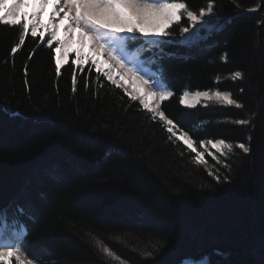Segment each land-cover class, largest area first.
<instances>
[{
    "label": "trees",
    "instance_id": "1",
    "mask_svg": "<svg viewBox=\"0 0 264 264\" xmlns=\"http://www.w3.org/2000/svg\"><path fill=\"white\" fill-rule=\"evenodd\" d=\"M185 2L198 10L208 0ZM260 3L239 0L241 9ZM215 11L212 22L231 18L223 31L191 49L165 45L183 55L161 61L174 92L162 109L198 140L249 143L251 137V152L236 149L228 160L231 171L220 169L229 183H217L194 165L184 145L170 141L162 125L94 65L82 71L69 61L57 77L55 42L50 49L48 38L29 35L13 57L18 29L0 25V109L7 110H0V209L8 208L11 216L16 204L31 206L32 219H21L31 252L46 264H119L93 237L124 264H182L205 254L212 264L264 261V7L241 12L230 0H216ZM171 31V39L179 40V26ZM225 53L227 61L220 59ZM235 70H242L244 79L226 78ZM217 85L233 92L244 108L179 104L184 90H217ZM253 113L251 126L226 122ZM200 121L205 127L197 131ZM206 159L210 168L216 164L209 155ZM52 162L60 166L57 179L42 174ZM216 249L226 257H217ZM145 251L153 257L145 258Z\"/></svg>",
    "mask_w": 264,
    "mask_h": 264
},
{
    "label": "snow or ice",
    "instance_id": "2",
    "mask_svg": "<svg viewBox=\"0 0 264 264\" xmlns=\"http://www.w3.org/2000/svg\"><path fill=\"white\" fill-rule=\"evenodd\" d=\"M230 2L241 12H256L264 7V0L247 9H241L239 0H230ZM49 4L52 5V11L49 13L47 23L42 24L43 14ZM25 7H30L31 12H23L22 9ZM215 8L216 0H208L206 5L198 10L191 9L185 0H0V25L18 29L17 39L10 50V55L13 57L25 45L26 37L29 35L35 39L39 34L40 40L47 35L46 43L50 49L55 42L57 77L61 75L62 64L68 62L71 51L76 52L73 64L83 66L91 62L96 66L97 73L102 74L112 85L121 89L129 101H139L142 109L150 115V119L162 125L170 141L182 143L191 154V162L194 165L203 167L217 183H229L230 176L222 175L220 169L222 167L227 172L231 171L228 160L235 154L236 149L244 154L251 152V137L248 138L249 143L229 142L227 138L198 140L194 138L195 133L181 127L178 119L169 118L162 109V103L173 97L174 92L165 82L161 61L166 57L183 55L166 51L165 45L175 43L191 49L206 42L214 32L223 31L226 24L231 22V18L223 23L219 19L212 22L210 18L217 15ZM184 19L187 21L186 25L182 24ZM61 25H64L63 39L57 37ZM174 25L179 26V40L171 39L175 36L171 31ZM41 28L44 30L41 31ZM72 43H78L79 48L72 49ZM133 45H136L134 51ZM204 46L211 47L207 44ZM34 52L35 49L29 54V60L32 59ZM145 53L149 55L145 57ZM105 54L107 59L103 63L111 62L107 71L99 62V58ZM220 59L227 61L228 54H223ZM146 64L149 67L146 68ZM115 69L122 70V74L115 72ZM81 70L83 71V68ZM25 75H27V64ZM244 75L242 70H235L226 78L237 81L244 79ZM117 76L119 78H116ZM216 80L220 81L221 76L218 75ZM25 83L27 84V80ZM71 84L75 93L78 84L75 73L72 75ZM88 86L86 82L85 88ZM216 88L217 90L194 92L184 90L179 96V104L192 108L202 104L205 107L221 105L244 108L243 103L238 101L233 92L220 90L219 85ZM10 115L14 117L17 113L11 112ZM254 116L255 113L248 118L226 122L251 126ZM195 127L199 131L205 127V122L200 121ZM209 148L214 151H209ZM208 155L216 162L211 168L206 159ZM42 174L51 179L59 178V164L50 163L42 170ZM9 207L13 206L9 205ZM21 217L32 219L30 205L25 207L16 204L11 216L8 214V208L0 209V264H46L43 256L31 252V243L27 241L28 227ZM93 240L107 258L124 264L121 256L112 248L106 246L97 237H93ZM152 247L159 251L156 244ZM142 255L151 258L153 252L145 251ZM215 255L226 257V253L220 249L215 250ZM182 264H212V261L205 254L201 257H187ZM217 264L220 262L218 261ZM261 264H264V261Z\"/></svg>",
    "mask_w": 264,
    "mask_h": 264
},
{
    "label": "rangeland",
    "instance_id": "3",
    "mask_svg": "<svg viewBox=\"0 0 264 264\" xmlns=\"http://www.w3.org/2000/svg\"><path fill=\"white\" fill-rule=\"evenodd\" d=\"M23 12H25V11H23ZM206 19H209V18H207L206 17ZM42 24H46V23H44V22H41ZM197 27H199V25L197 26ZM44 29L43 28H41V31H43ZM215 33V32H214ZM213 33V34H214ZM212 36V35H211ZM210 36V37H211ZM57 37L59 38V39H63V37H61V36H59L58 35V32H57ZM209 37V38H210ZM45 38H48L47 37V35H45ZM209 40V39H208ZM72 49H78L79 48V46H77V45H74L73 47H71ZM76 59V52L75 51H71L70 53H69V56H68V62L69 61H74ZM67 62V63H68ZM99 62H100V64H101V67L105 70V71H107L108 70V67H109V64L107 65V64H104L101 60H99ZM67 63H65V64H62V67L64 66V65H66ZM88 64H91V62H89V63H87V64H84L83 66H80V65H76V64H74L75 66H77V67H79V68H83V67H85L86 65H88ZM93 65V64H92ZM95 66V65H94ZM61 67V68H62ZM96 67V66H95ZM115 72H118V73H121L122 74V70H118V69H115L114 70ZM116 78H119L118 76L116 77ZM139 102V101H138ZM197 106H200V105H197ZM196 106V107H197ZM201 106H203V107H205L203 104L201 105ZM211 107H215V106H218V107H228V106H221V105H210ZM210 106H208V107H210ZM230 107V106H229ZM192 108V107H191ZM209 151H214V150H211L210 148H209ZM210 156V155H209ZM211 157V156H210Z\"/></svg>",
    "mask_w": 264,
    "mask_h": 264
},
{
    "label": "bare ground",
    "instance_id": "4",
    "mask_svg": "<svg viewBox=\"0 0 264 264\" xmlns=\"http://www.w3.org/2000/svg\"><path fill=\"white\" fill-rule=\"evenodd\" d=\"M22 11H25V12H31V8H30V7H25V8L22 9ZM51 11H52V5L49 4L48 7L46 8L44 14H43V17H42L41 22L47 23V20H48V17H49V13H50ZM61 15H63V13H61ZM64 34H65V33H64V25H61L60 28H59V30H58V35L64 38ZM74 45L79 46L78 43H72V44H71V47H73ZM85 51H87V50H85ZM106 59H107L106 54L103 55V56H101V57L99 58V60H101L102 62H103L104 60H106ZM110 63H111V62H109V65H110ZM107 65H108V64H107ZM118 70H120V69H118Z\"/></svg>",
    "mask_w": 264,
    "mask_h": 264
}]
</instances>
